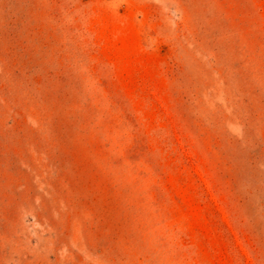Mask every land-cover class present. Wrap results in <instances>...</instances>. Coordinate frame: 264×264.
I'll return each mask as SVG.
<instances>
[{"label":"rangeland","instance_id":"1","mask_svg":"<svg viewBox=\"0 0 264 264\" xmlns=\"http://www.w3.org/2000/svg\"><path fill=\"white\" fill-rule=\"evenodd\" d=\"M0 264H264V0H0Z\"/></svg>","mask_w":264,"mask_h":264}]
</instances>
